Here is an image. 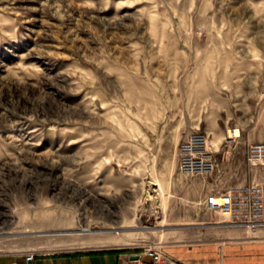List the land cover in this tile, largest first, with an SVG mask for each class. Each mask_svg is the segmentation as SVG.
Segmentation results:
<instances>
[{
	"label": "rangeland",
	"instance_id": "1",
	"mask_svg": "<svg viewBox=\"0 0 264 264\" xmlns=\"http://www.w3.org/2000/svg\"><path fill=\"white\" fill-rule=\"evenodd\" d=\"M194 133L210 171L180 166ZM175 165L189 193L168 192ZM203 182L258 187L235 193L264 221V0H0V251L164 262L264 229L208 207Z\"/></svg>",
	"mask_w": 264,
	"mask_h": 264
},
{
	"label": "crops",
	"instance_id": "2",
	"mask_svg": "<svg viewBox=\"0 0 264 264\" xmlns=\"http://www.w3.org/2000/svg\"><path fill=\"white\" fill-rule=\"evenodd\" d=\"M168 177L169 193L178 184L184 188L187 186L189 193L196 183L193 177L181 182L184 176L178 171L177 165ZM209 189L208 183L203 182L197 197L204 199ZM230 232L231 235L176 243L167 249L169 258L162 263L143 252L122 250V247H103L34 252L32 259L27 258L32 251H0V264H264V229L251 233L245 228H237Z\"/></svg>",
	"mask_w": 264,
	"mask_h": 264
},
{
	"label": "built area",
	"instance_id": "3",
	"mask_svg": "<svg viewBox=\"0 0 264 264\" xmlns=\"http://www.w3.org/2000/svg\"><path fill=\"white\" fill-rule=\"evenodd\" d=\"M213 161L211 160L210 154L207 151L206 147V138L202 133H194L189 139H187L182 146V157L180 166L185 172H191V173H197V172H203V171H210L213 168ZM258 188L256 186H250L243 189H236L237 191H244L248 190L249 192H254L255 189ZM234 189H229L227 191L223 192H213L209 194L206 197V203L207 206L210 208H216L219 209L223 215L227 217L236 216L240 213L246 211V216L249 218L248 221H244L242 223H245L250 230H255L257 227L262 226L259 225L262 222V220L256 219L255 214L261 213L263 205L260 201L256 204V209H253L252 207H248V204H245V200L239 196V193H235ZM235 220V219H234ZM240 221V220H238ZM153 259L156 262L162 263L163 261H160L161 259V253H156V251H153L152 249L149 250V252ZM34 256V253H29L27 255L28 259H32Z\"/></svg>",
	"mask_w": 264,
	"mask_h": 264
},
{
	"label": "trees",
	"instance_id": "4",
	"mask_svg": "<svg viewBox=\"0 0 264 264\" xmlns=\"http://www.w3.org/2000/svg\"><path fill=\"white\" fill-rule=\"evenodd\" d=\"M122 250H125V249H122Z\"/></svg>",
	"mask_w": 264,
	"mask_h": 264
}]
</instances>
